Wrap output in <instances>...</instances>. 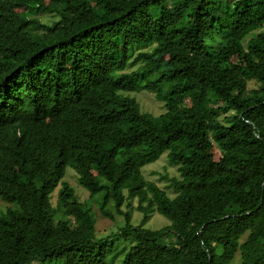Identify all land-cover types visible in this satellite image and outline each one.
Here are the masks:
<instances>
[{
	"label": "trees",
	"instance_id": "trees-1",
	"mask_svg": "<svg viewBox=\"0 0 264 264\" xmlns=\"http://www.w3.org/2000/svg\"><path fill=\"white\" fill-rule=\"evenodd\" d=\"M249 78L264 85V0H0V264H264V89ZM142 90L162 113L125 94ZM164 152L173 197L141 173ZM98 193L101 216L125 217L100 238ZM130 199L170 224L131 225Z\"/></svg>",
	"mask_w": 264,
	"mask_h": 264
},
{
	"label": "rangeland",
	"instance_id": "rangeland-1",
	"mask_svg": "<svg viewBox=\"0 0 264 264\" xmlns=\"http://www.w3.org/2000/svg\"><path fill=\"white\" fill-rule=\"evenodd\" d=\"M39 21L48 23L56 18L52 15L46 14H39L37 16ZM150 47L139 48L134 51L131 56V59L139 52H148ZM142 61H150V57H142ZM141 62H137L140 64ZM257 89H264V85L257 81L254 78H249L247 80V91L257 90ZM126 95L133 97L135 101L138 103L141 112L149 113L153 116L159 115L163 112V104L157 101L154 96L146 91H139V92H131L125 93ZM188 105V102H186ZM230 117V111L227 112L224 116L223 121H228ZM214 156L218 155L216 150L213 151ZM142 176L145 180L154 182L160 189L164 190L169 197H173L175 195V191L171 188L169 183L166 180L162 179L163 175L168 177H177L178 172L174 165H171L167 162L166 153H162L159 158L147 165H145L141 169ZM97 179H101L100 176L96 175ZM67 184H69L73 189L76 198L79 201H87L88 193L85 189L77 184L76 175L72 169L67 167L64 172V176L62 178ZM55 193L51 195L50 201L52 206L54 205L55 201ZM101 194L98 193L95 195L94 200L90 201L91 211L93 217L95 219L94 222V234L95 237L100 238L104 236H108L109 234H113L118 232L124 226L125 217L123 215L114 214V219L110 220L101 216L97 210V204L95 201H99ZM149 197V195H148ZM145 204L143 203V206ZM108 208L113 212L111 202L108 204ZM122 211L126 213L129 217V223L133 226H140L150 230H157L162 228L163 226H167L170 224V221L166 219L164 216L158 214L154 210H149L145 218H143V214L137 208L136 199L127 200L124 205L122 206ZM71 219L72 224H79L82 220L81 219ZM121 239L115 243L116 244V251L122 249L123 247L129 245L131 239L134 237L131 231H124L120 234ZM123 238H127V241L122 240ZM121 256H116L113 260L112 264H117L120 260ZM31 264H38V263H31ZM231 264H239L238 254L235 255L234 259L232 260Z\"/></svg>",
	"mask_w": 264,
	"mask_h": 264
}]
</instances>
